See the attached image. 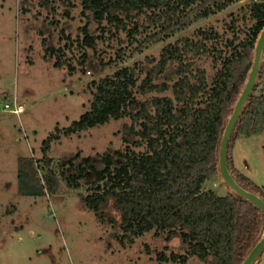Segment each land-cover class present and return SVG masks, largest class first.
<instances>
[{"label":"trees","instance_id":"1","mask_svg":"<svg viewBox=\"0 0 264 264\" xmlns=\"http://www.w3.org/2000/svg\"><path fill=\"white\" fill-rule=\"evenodd\" d=\"M75 1L86 20L79 29L82 39L76 40L84 67L89 59L85 50H94L98 43L116 44V59L107 63L115 64L127 51L134 56L240 0H42L40 6L54 16L58 2L69 18ZM247 9L250 27L239 43L226 42L227 52L216 48L217 33L199 31L194 40L182 38L164 46L157 59L147 57L143 64L93 83L89 108L62 134L78 135L127 118L129 124L122 126L124 149L107 150L95 159L77 152L52 167L47 153L61 134L56 128L42 144V185L32 162L28 175L25 160H19V193L37 196L42 187L52 196L63 182L68 189H84L78 195L80 204L101 226L116 229L121 245L152 231L165 232L168 240L179 238L184 247L183 255H171L175 264H186L189 258L203 264H242L262 237V214L230 191L219 197L202 186L218 171L220 139L264 28V0H252ZM205 55L216 68L212 76L198 64ZM64 56V49L45 48L48 60L56 58L55 68L68 66L72 72ZM263 90L264 54L258 81L231 135L227 167L241 188L264 201L251 181L234 174L230 163L233 140L264 130Z\"/></svg>","mask_w":264,"mask_h":264},{"label":"rangeland","instance_id":"2","mask_svg":"<svg viewBox=\"0 0 264 264\" xmlns=\"http://www.w3.org/2000/svg\"><path fill=\"white\" fill-rule=\"evenodd\" d=\"M40 1L0 0V264H175L171 255L184 254L179 238L168 240L167 233L152 231L121 245L115 238L116 229L101 226L80 204L78 195L84 194V189L71 190L60 182L55 195L45 193L38 168L42 144L56 128L60 130L59 139L51 142L47 153L52 167L77 152L95 159L107 150H123L122 126L129 124L127 118L78 135L62 134L89 108L93 83L122 68L143 64L147 57L157 59L167 44L182 38L194 40L199 31L217 33L216 48L225 52L226 42L239 43L250 27L247 8L252 0L233 2L134 56L127 51L115 64L107 63L116 59V44L109 40L98 43L94 50H85L89 59L84 67L79 64L82 53L76 40L82 39L79 29L86 20L80 16L78 2L66 18L60 3H55L53 16L41 8ZM52 22H57L56 26L50 25ZM65 43L69 50L63 48ZM52 47L64 49L63 59L72 72L68 66L55 68V57H45V48ZM252 55L253 51L251 60ZM198 64L208 75L215 73L210 56H202ZM17 108L21 110L14 114ZM20 159L25 160L28 175L29 160L34 165L41 180L40 195L19 193ZM230 163L234 174L251 181L264 198V130L258 136L233 140ZM202 189L219 197L229 191L218 171ZM186 264L203 263L189 258ZM254 264H264V251Z\"/></svg>","mask_w":264,"mask_h":264},{"label":"water","instance_id":"3","mask_svg":"<svg viewBox=\"0 0 264 264\" xmlns=\"http://www.w3.org/2000/svg\"><path fill=\"white\" fill-rule=\"evenodd\" d=\"M264 51V28L259 33L251 60V67L247 75L244 87L233 107L232 113L229 116L225 128L223 130L219 150H218V173L222 179L225 187L233 194L239 196L243 200L252 204L263 216L264 220V201L257 197L256 195L241 188L237 182L234 180L232 175L229 173L227 167V155H228V145L231 139V135L235 129L238 119L251 96L253 89L256 84V80L260 71L261 59ZM264 251V233L261 239L256 243V245L249 252L242 264H254L260 254Z\"/></svg>","mask_w":264,"mask_h":264},{"label":"built area","instance_id":"4","mask_svg":"<svg viewBox=\"0 0 264 264\" xmlns=\"http://www.w3.org/2000/svg\"><path fill=\"white\" fill-rule=\"evenodd\" d=\"M5 108H8V106L7 105H5ZM20 108H17V109H15V110H13V113L14 114H18L19 112H20Z\"/></svg>","mask_w":264,"mask_h":264}]
</instances>
